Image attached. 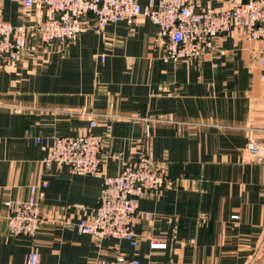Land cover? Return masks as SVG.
<instances>
[{
	"label": "crops",
	"instance_id": "crops-1",
	"mask_svg": "<svg viewBox=\"0 0 264 264\" xmlns=\"http://www.w3.org/2000/svg\"><path fill=\"white\" fill-rule=\"evenodd\" d=\"M192 1L221 11L239 0ZM0 8L12 25L32 22L20 3L0 0ZM261 48L234 30L214 39L213 53L164 62L146 18L87 29L66 46L31 40L0 71V264H23L31 252L38 264H110L115 249L139 264H264V165L240 158L248 139L264 141ZM81 111L114 120L90 129ZM91 132L101 138L106 175L149 150L165 177L159 192L138 198L135 249L77 232L98 205L100 178L42 164L54 136ZM43 181L38 230L11 236L5 203L25 200L28 186Z\"/></svg>",
	"mask_w": 264,
	"mask_h": 264
},
{
	"label": "built area",
	"instance_id": "built-area-1",
	"mask_svg": "<svg viewBox=\"0 0 264 264\" xmlns=\"http://www.w3.org/2000/svg\"><path fill=\"white\" fill-rule=\"evenodd\" d=\"M12 1L31 10L32 22L29 25H12L4 20L0 8V71L18 63L31 40L46 45L58 42L66 46L87 29L101 33L110 24L136 26L140 19L146 18L156 28L164 62L176 63L213 53V42L217 36L234 30L243 31L249 40L262 44L257 64L264 80V0L235 1L221 11L209 6L198 8L192 0H148L146 6H141L137 0ZM87 17L92 25L86 22ZM216 53L224 56L225 51ZM80 115L89 118L90 129H107L114 120L113 116L85 111ZM101 144L100 136L92 132L80 136H54L42 164L46 172L56 166L67 168L74 175L100 178L102 186L98 205L89 218L77 223V232L97 241H123L135 249L138 239L132 221L138 212V198L159 192L165 185V177L149 150L125 159L118 175H106L100 157ZM241 159L244 163L264 165V141L249 139L242 149ZM46 187V181L31 184L25 200L5 203V223L11 236L35 235L40 223L39 201ZM38 263L39 256L35 252L24 256L23 264ZM96 264L109 263L102 259ZM110 264L139 262L128 260L124 253L115 249L114 260Z\"/></svg>",
	"mask_w": 264,
	"mask_h": 264
},
{
	"label": "rangeland",
	"instance_id": "rangeland-1",
	"mask_svg": "<svg viewBox=\"0 0 264 264\" xmlns=\"http://www.w3.org/2000/svg\"><path fill=\"white\" fill-rule=\"evenodd\" d=\"M248 140H249V139H248ZM248 140H247V141H248ZM246 143H247V142H246ZM246 143H245V144H246ZM244 146H245V145H244ZM244 146H243V147H244ZM242 149H243V148H242ZM242 149H241V152H242ZM241 152H240V158H241ZM241 162L244 163V162L242 161V159H241ZM244 164H248V163H244ZM249 164H252V163H249ZM256 165H257V164H256ZM263 250H264V246H263Z\"/></svg>",
	"mask_w": 264,
	"mask_h": 264
}]
</instances>
